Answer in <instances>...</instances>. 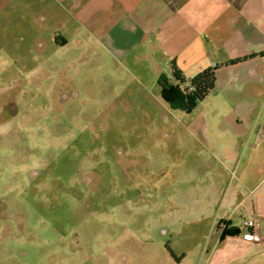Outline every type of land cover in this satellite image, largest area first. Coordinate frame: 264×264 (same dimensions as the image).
<instances>
[{
  "label": "rangeland",
  "instance_id": "obj_1",
  "mask_svg": "<svg viewBox=\"0 0 264 264\" xmlns=\"http://www.w3.org/2000/svg\"><path fill=\"white\" fill-rule=\"evenodd\" d=\"M94 33L58 1L0 0V264H221L234 205L214 188L227 199L242 170L217 146L264 108L233 104L224 71L175 106L159 84L171 65ZM229 264H264V245Z\"/></svg>",
  "mask_w": 264,
  "mask_h": 264
},
{
  "label": "crops",
  "instance_id": "obj_2",
  "mask_svg": "<svg viewBox=\"0 0 264 264\" xmlns=\"http://www.w3.org/2000/svg\"><path fill=\"white\" fill-rule=\"evenodd\" d=\"M55 1L63 3L72 16L79 14L82 22L96 29L95 37L101 39L104 46L115 47L120 55L139 51L148 55L154 64L171 65L172 72L176 66L189 81L199 72L218 66L217 75L223 71L231 74L225 94L234 96L229 99L233 104L242 109L251 102L250 106L264 108V57L224 65L230 60L264 52V0ZM55 39L58 42L61 37ZM67 42L68 39H64V43ZM171 80L174 82L173 76ZM240 95L255 98L238 99L234 103ZM242 126L245 128L232 135L234 143L217 146L226 158L237 159L242 170L239 183L232 188L228 184L226 190L231 191L227 199L224 200L225 194L217 193L216 186L214 188L213 199L219 206L223 202L228 207L234 205L219 217L216 225L220 243L212 260L220 253L221 264L245 257L264 245V119H254ZM239 188L248 193L237 198ZM241 209L247 219L253 218L259 224L260 243L245 240L246 229L234 224V217ZM221 222L239 228V234L222 239L223 231L217 230Z\"/></svg>",
  "mask_w": 264,
  "mask_h": 264
},
{
  "label": "trees",
  "instance_id": "obj_3",
  "mask_svg": "<svg viewBox=\"0 0 264 264\" xmlns=\"http://www.w3.org/2000/svg\"><path fill=\"white\" fill-rule=\"evenodd\" d=\"M257 56L264 57V52L249 55L247 57L235 60H230L224 63V65L233 66L237 63ZM217 70L218 66H214L199 72L197 75L190 79L189 87L186 89H182L180 83L185 82V77L181 70H179L176 66H173L172 75L174 82L172 80H167L166 78H164V76H160L159 84L167 101L171 102L175 106L190 110L198 102L204 100L215 89L217 81ZM238 234L239 228L231 227V225L227 224V227L222 232L221 238L223 239L226 236H233Z\"/></svg>",
  "mask_w": 264,
  "mask_h": 264
},
{
  "label": "built area",
  "instance_id": "obj_4",
  "mask_svg": "<svg viewBox=\"0 0 264 264\" xmlns=\"http://www.w3.org/2000/svg\"><path fill=\"white\" fill-rule=\"evenodd\" d=\"M243 224L246 229V232L243 235L244 239L252 244L260 243L262 241V231L257 221L250 218L245 220ZM226 227L227 224L225 222H221L218 226L221 231H223Z\"/></svg>",
  "mask_w": 264,
  "mask_h": 264
}]
</instances>
